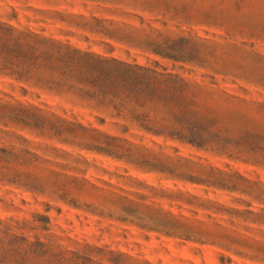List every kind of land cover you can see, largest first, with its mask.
<instances>
[{"label": "rangeland", "instance_id": "374dc122", "mask_svg": "<svg viewBox=\"0 0 264 264\" xmlns=\"http://www.w3.org/2000/svg\"><path fill=\"white\" fill-rule=\"evenodd\" d=\"M0 264H264V0H0Z\"/></svg>", "mask_w": 264, "mask_h": 264}]
</instances>
